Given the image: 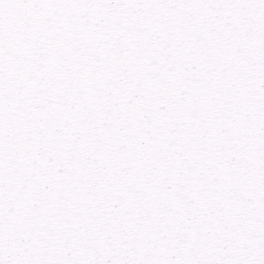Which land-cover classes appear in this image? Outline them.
Here are the masks:
<instances>
[{"label": "snow or ice", "instance_id": "1", "mask_svg": "<svg viewBox=\"0 0 264 264\" xmlns=\"http://www.w3.org/2000/svg\"><path fill=\"white\" fill-rule=\"evenodd\" d=\"M0 264H264V0H0Z\"/></svg>", "mask_w": 264, "mask_h": 264}]
</instances>
